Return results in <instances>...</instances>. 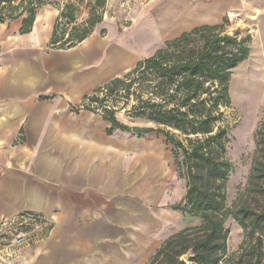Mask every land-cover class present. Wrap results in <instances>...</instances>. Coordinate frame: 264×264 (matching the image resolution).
Here are the masks:
<instances>
[{
    "label": "crops",
    "instance_id": "0c3cea01",
    "mask_svg": "<svg viewBox=\"0 0 264 264\" xmlns=\"http://www.w3.org/2000/svg\"><path fill=\"white\" fill-rule=\"evenodd\" d=\"M196 1L164 3L161 39L212 25L202 22L208 14L191 12L189 3ZM45 7L30 33H21L25 16L0 23V226L25 211L55 222L47 239L25 249L17 264H144L157 246L149 218L135 213L148 186H128L106 121V134L88 129L82 137L68 127L65 113L93 114L75 113L72 106L150 55L97 29L76 47L51 48L57 13Z\"/></svg>",
    "mask_w": 264,
    "mask_h": 264
},
{
    "label": "trees",
    "instance_id": "16d2710c",
    "mask_svg": "<svg viewBox=\"0 0 264 264\" xmlns=\"http://www.w3.org/2000/svg\"><path fill=\"white\" fill-rule=\"evenodd\" d=\"M57 1L0 0V23L25 16L21 33H30L37 11L52 4L59 8V15L50 47L68 50L91 37L103 21L99 11L106 0L91 4V14L82 25L76 24L81 0H68L64 5ZM227 26L226 22L204 25L181 34L137 63L134 70L72 106L75 113L101 116L109 124L108 136L119 131L138 137L158 133L174 147L178 176L186 180V195L174 208L200 218L203 225L171 235L148 264H188L184 260L188 253L190 264H219L227 256L225 222L230 216L245 232L253 227L241 246L242 255L228 264H262L264 258V214L245 207L232 211L226 205V187L234 165L226 156L231 128L224 125L225 110L232 107V71L245 62L251 50L249 38L229 34ZM130 102L134 104L128 115L151 126L131 128L118 119L124 109L120 105L129 106ZM260 125L248 191L264 180V118Z\"/></svg>",
    "mask_w": 264,
    "mask_h": 264
},
{
    "label": "rangeland",
    "instance_id": "374dc122",
    "mask_svg": "<svg viewBox=\"0 0 264 264\" xmlns=\"http://www.w3.org/2000/svg\"><path fill=\"white\" fill-rule=\"evenodd\" d=\"M67 1L58 0L57 2L64 5L67 4ZM106 1V5L99 11V14L101 13L103 16V21L95 27L94 31L97 29L98 34L102 36L108 34L110 41L121 40L126 46L134 47L133 49L140 51L142 56H152L162 49L166 42L174 40L173 37L167 40L161 39L158 31L163 17L162 9L168 0ZM217 1L216 10L209 9L208 6L216 4L215 0L191 2L189 3L190 10L208 14L209 20L205 19L202 22L212 23L209 26L226 22L228 24L227 32L231 35L238 33L242 40L249 38L248 45L251 49L245 62L232 71L229 90L232 107L230 110H225L224 125L231 128L226 156L234 165L226 187V205L232 211L245 207L252 209L257 214H264V180L260 181L258 186L251 191L247 190L257 147L255 135L264 118V0ZM91 4L94 5L95 0H81L76 12L77 25H82L88 19L91 14ZM59 7L61 6L59 5ZM45 8L50 10L53 8L57 16L59 15V8L56 6L51 4ZM80 102H74L73 105H79ZM133 104V102H130L129 106L121 104L120 107L124 106V109L119 111L118 119L131 128L151 126L141 119H134L128 115L129 108ZM65 115L70 121L68 127L78 128L82 137L88 134V129L93 130L96 136L106 134L107 123L97 115L83 113L75 116L68 112ZM107 137L115 148L116 160L124 166L128 177V186H135L138 183L148 186V191L145 189L146 191L139 196L138 210L135 211L136 214H144L149 218L148 223L153 226L151 236L157 242L156 248L144 262V264H148L151 256L171 235L187 228L199 227L203 223L200 218L184 214L171 207L176 206L184 199L186 180L178 176V165L173 156L174 147L166 142L163 135L152 133L138 137L137 134L119 131ZM122 174L117 167L118 182L121 180ZM27 212L41 216L45 225L50 226V232H53L55 229L53 219L46 218L42 213L25 211V213ZM13 218L4 224H9ZM225 223V228L229 231L227 256L219 264L233 263L242 255L241 246L253 227L251 225L248 232H245L233 216H230ZM247 223L250 224V222ZM4 224L0 226V264L22 262L26 257L27 250L38 247L50 234L49 232L39 243H30L16 258L7 255L6 240H10V237H7L11 226ZM35 235H41V232H37ZM25 249L27 250L24 252ZM191 257V253H188L184 260L190 264ZM262 264H264V258Z\"/></svg>",
    "mask_w": 264,
    "mask_h": 264
},
{
    "label": "built area",
    "instance_id": "2783aa9c",
    "mask_svg": "<svg viewBox=\"0 0 264 264\" xmlns=\"http://www.w3.org/2000/svg\"><path fill=\"white\" fill-rule=\"evenodd\" d=\"M41 216L33 213L20 214L14 217L10 222V240H6L7 255L18 257L22 250L29 246L41 242L50 232V226H46ZM4 224V223H3ZM5 223L4 225H9ZM41 232V235L35 233ZM40 236V237H39Z\"/></svg>",
    "mask_w": 264,
    "mask_h": 264
},
{
    "label": "bare ground",
    "instance_id": "6f19581e",
    "mask_svg": "<svg viewBox=\"0 0 264 264\" xmlns=\"http://www.w3.org/2000/svg\"><path fill=\"white\" fill-rule=\"evenodd\" d=\"M250 79V78H249ZM242 85V84H241ZM235 91V90H234ZM233 92V91H232Z\"/></svg>",
    "mask_w": 264,
    "mask_h": 264
}]
</instances>
